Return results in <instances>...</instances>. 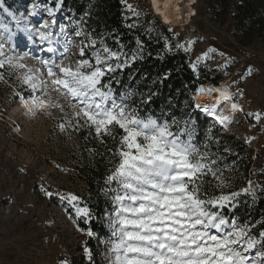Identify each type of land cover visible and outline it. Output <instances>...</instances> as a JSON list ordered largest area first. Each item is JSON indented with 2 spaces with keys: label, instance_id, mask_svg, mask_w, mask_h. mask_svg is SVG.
Wrapping results in <instances>:
<instances>
[{
  "label": "snow or ice",
  "instance_id": "1",
  "mask_svg": "<svg viewBox=\"0 0 264 264\" xmlns=\"http://www.w3.org/2000/svg\"><path fill=\"white\" fill-rule=\"evenodd\" d=\"M61 2L58 0L54 8L47 9L48 15L53 17L50 23L40 22L36 26L25 21L19 28L36 51L30 49L20 54L16 49L24 41H19L13 54L8 55L5 44L0 43V69L26 70L21 86L29 95L25 97L20 92L16 95L30 112L58 108L62 116L67 117L59 125L62 131L87 128L90 134L95 132L101 144H106L104 137L116 142L114 150L108 149L111 167L105 177V193H111L114 218L109 224L111 239L102 241L109 245L108 251L113 256L111 264H264V227L258 232L253 231L257 225L264 226V219L241 223L238 216L229 215L239 206L241 195L255 201L258 198L256 188L261 186H253L249 181L240 191L215 194L228 187L231 181L224 177L226 169L220 168V158L208 143L213 139L211 127L207 140L202 145L197 144L194 129L190 127L191 120L184 121L183 127H179L180 122L175 119L169 122L152 116L142 117L127 102L128 95L117 97L114 94L112 75L134 62L139 53L129 57L123 51H114L89 32L90 43L80 40L75 66L65 65L73 45L72 37H83L84 32L76 22H73L71 34L64 26L58 32L55 30L54 17ZM121 2L134 16H139L126 0ZM8 15L17 19L11 12ZM30 15L35 16L36 12L32 11ZM16 35L11 32L8 39ZM194 43L189 41L187 46L177 44L176 47L188 52ZM166 47L171 50L167 43ZM89 48L92 49L90 55L86 52ZM213 53L224 57V53L209 48L191 64L193 71L197 70L198 62L211 59ZM26 57L36 60L44 71L40 68L33 71L22 63ZM230 63L227 61L223 67ZM250 74L249 67L246 75ZM3 79L4 73L0 72V80ZM233 86L197 89L198 95L215 93L218 98L215 103L203 106L196 103L194 107L210 117L214 124L226 129L231 118L222 114L221 104H230L233 113L244 111L236 103L237 94L230 91ZM50 88L68 101L70 115L63 104L45 99ZM246 115L256 122L264 119L260 112ZM42 190L49 198L54 195L47 189ZM55 195L68 203L76 218L84 219L86 223L92 219L91 210L83 206L76 194ZM77 230L84 233L78 225ZM85 234L96 235L91 229ZM84 253L91 262V250L85 247ZM61 264L68 262L61 261Z\"/></svg>",
  "mask_w": 264,
  "mask_h": 264
},
{
  "label": "rangeland",
  "instance_id": "2",
  "mask_svg": "<svg viewBox=\"0 0 264 264\" xmlns=\"http://www.w3.org/2000/svg\"><path fill=\"white\" fill-rule=\"evenodd\" d=\"M57 2L58 0H17L7 4L0 2V43L5 44L6 54H13V48L19 41H24L16 49L20 54L30 49L36 51L19 28L23 27L25 21L36 26L40 22L50 23L53 17L48 15L47 9L54 8ZM122 4L128 16L135 19L134 24L141 25L148 31H154L157 24L163 25L151 11L148 0H126V4L139 13L138 17ZM194 8L197 14L191 19L188 27L164 26L171 29L170 35L175 46H187L189 41H195L190 51L181 49L187 53L191 64L197 62V57L209 48L216 49L217 53H224V57L213 53L211 59L198 62L197 69L204 68L209 72L213 69L221 70L226 79L220 87L234 84L230 91L237 94L236 103L240 104L244 111L234 114L227 129L217 124L221 131L215 129L212 120L209 123H204L201 119L189 120L192 121L190 127L194 129L197 144L202 145L207 140L208 129L212 128L213 139L208 143L220 158V168L226 169L224 177L231 181L228 187L219 189L215 194L240 191L247 187L251 180L244 178V172L239 169L238 164L228 158L238 151L237 142L246 147L243 154H239L237 161L246 165L250 156V170L256 166L264 168V119L256 122L246 115L256 112L264 114V42L254 39L249 45L241 46L232 34L233 28L229 27L228 16L227 19L220 16L217 20L213 19L207 0H197ZM32 11L36 12L35 16L30 15ZM8 12L14 14L17 19L13 20ZM67 13L68 17L65 16ZM54 18L57 22V32L64 26L71 34L74 30L73 22L79 24L84 32L83 37H72L73 45L69 59L65 61V65L71 63L74 67L81 46L80 40L90 43L88 33L82 26L81 19L75 18L71 11L63 9L62 6ZM17 21L20 22L19 25ZM11 32L17 35L9 40ZM99 46L97 44V47ZM91 51V48L86 50L89 55ZM227 61L231 63L224 68ZM22 63L33 71L37 68L44 71L43 66L34 59L26 57ZM249 67L251 74L246 75ZM25 71L20 69L10 72L0 69V72L4 73V79L0 80V264H61V261L78 264L81 255L79 250L89 236L85 234L87 231L82 233L77 230L79 218L75 217V212L68 203L55 194L77 195L85 187L74 171V164L80 155L79 144L74 135L75 130L60 129V123L67 117H63L58 108L50 107L45 111L30 112L21 102L17 92L25 97L29 95L21 86ZM205 86V90L218 87ZM195 96L192 95L193 104L202 103ZM49 98L53 103L63 104L69 115L71 114L68 101L51 88L49 96L45 99ZM204 101L211 104L216 100L212 95L210 98L204 97ZM194 109L199 111L195 107ZM228 110L226 105L221 106L222 112ZM42 189H47L54 195L49 198ZM240 198L249 200L251 197L241 195L238 200ZM113 218L111 203V208L98 219L103 224V230L92 237L103 264H111L113 259L108 251L109 245L102 242L111 239L109 224Z\"/></svg>",
  "mask_w": 264,
  "mask_h": 264
},
{
  "label": "trees",
  "instance_id": "3",
  "mask_svg": "<svg viewBox=\"0 0 264 264\" xmlns=\"http://www.w3.org/2000/svg\"><path fill=\"white\" fill-rule=\"evenodd\" d=\"M9 1L17 0H0L3 4ZM207 5L213 19L217 20L219 16L227 19L228 16L231 24L229 27L233 28L232 34L241 46L249 45L254 39L264 42V0H207ZM61 6L71 11L75 18L81 19L85 31L91 32L98 42L102 39L114 51H123L129 57L139 53L134 62L112 75L111 87L117 97L121 94L128 95L130 99L127 102L142 117L152 116L169 122L175 119L180 122L179 127L190 118L201 119L204 123L211 121L205 114L195 111L192 95L197 94L200 86H220L226 78L219 69L209 72L199 68L194 72L187 53L175 46L168 27L157 24L154 31H148L143 26L134 24L135 19L128 16L121 0H62ZM65 16L68 17L69 13ZM166 43L171 50L166 47ZM213 125L221 131L220 126ZM74 135L80 149L74 171L85 186L77 196L92 214L90 221L86 223L79 218L77 225L84 231L91 229L95 234H100L104 227L98 219L111 208V193H105V177L111 167L108 149L114 150L116 142L104 137L106 144H101L95 132L91 131L90 134L87 128L75 130ZM237 143L238 151L228 158L238 164L239 169L244 172L243 177L250 178L253 186L261 187L256 188L258 198L255 201L240 198L239 206L230 215L238 216L241 223L245 220L256 223L264 219V168L256 166L250 170V156L246 165L237 161L239 154H243L246 149L245 145ZM262 227L264 226L257 225L256 230H261ZM85 247L91 250V262L85 256ZM79 251L81 255L78 264H103L92 237H88Z\"/></svg>",
  "mask_w": 264,
  "mask_h": 264
},
{
  "label": "bare ground",
  "instance_id": "4",
  "mask_svg": "<svg viewBox=\"0 0 264 264\" xmlns=\"http://www.w3.org/2000/svg\"><path fill=\"white\" fill-rule=\"evenodd\" d=\"M148 2L153 14L157 16L162 24L166 26L188 27L191 23V19L197 14L194 8L197 0H148ZM202 87L205 88L206 86L204 85ZM217 88L221 87L218 86ZM213 96L215 97V100H217L218 94L214 93ZM204 97L210 98V96L207 95H204ZM204 97H200L198 95L195 96V98L200 99L202 102L200 103L201 106L207 104V102L204 101ZM223 105H226L229 110L228 112H222L220 107V111L223 115L229 116L232 123L233 116L238 111L233 113L230 110V104L222 103L221 106ZM238 105L240 106V104ZM208 118L212 120L210 117Z\"/></svg>",
  "mask_w": 264,
  "mask_h": 264
}]
</instances>
